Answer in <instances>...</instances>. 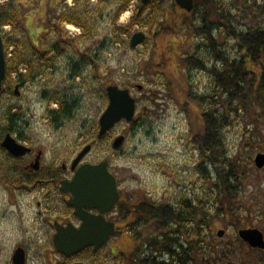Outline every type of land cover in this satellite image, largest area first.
<instances>
[{
	"label": "rangeland",
	"instance_id": "1",
	"mask_svg": "<svg viewBox=\"0 0 264 264\" xmlns=\"http://www.w3.org/2000/svg\"><path fill=\"white\" fill-rule=\"evenodd\" d=\"M13 2L8 3L19 8L24 34L27 32L45 54L41 58L29 54L32 64L40 68L35 78L28 77L23 64L18 66L17 72L7 73L5 92L0 95V142L5 136L1 138L2 127L7 125L3 115L11 108L9 115L13 116V121L8 133L14 136L13 130L19 138L41 150L43 165L53 162L57 166L66 163L69 167L71 160L89 145L91 149L84 162L98 164L107 161L109 169L121 183L123 196L127 195L131 201L148 195L156 201H169L174 205H180L185 200L194 204L196 198L205 200L209 192L195 168L197 153L192 150L188 139L190 127L199 126L197 113L208 108V104L205 103L203 108L190 104L189 111L192 113L187 115L180 109L182 106L179 103L183 102L188 83L195 95L213 92L211 76L194 65L182 63L181 59L194 56L210 67L211 56L210 49L204 46V38L185 23L189 16L172 8L173 0H163L160 5L154 4L159 11L152 21H147L149 12L146 11L142 16L144 26H132L129 30L128 22L136 8L135 1L117 14L118 9L124 7L123 0H52V6L57 7L60 13H78L86 25V32H83L75 24L61 20L60 31L62 29L65 37L75 39L72 48L69 42L58 41L51 31H38L37 34L35 30L45 19L48 0H43L44 4L37 8L31 6L33 0ZM2 3L5 0H0V5ZM28 14L31 21L27 23ZM161 19L165 21L160 26L168 30L158 36L155 34L157 26L149 28L148 22L159 25ZM194 23L199 25L196 15ZM123 29H128V32L124 33ZM0 31L7 34L12 28L8 25ZM137 32L144 33L145 39L139 45L130 47L131 37ZM222 36L217 37L220 48L233 58L236 53L232 40ZM53 48L57 50L53 52ZM11 50L12 47L7 51L8 57ZM82 53L87 56H81ZM17 61L14 60L15 63ZM73 68L80 71L76 78ZM18 74L25 75V80H20L24 82L19 88L20 96L9 92L15 89ZM122 84L138 101L136 119L132 123H118L103 135V139L97 140L95 129H99V117L108 104L106 87H120ZM137 85L142 89L137 90ZM55 99L65 100L66 103L64 116L58 114L57 120L53 121L51 112L56 111ZM261 134L264 141V126ZM120 135L125 140L121 147L114 150L112 141ZM243 136L240 120L225 131L228 156L240 153L246 165L241 202L252 214L248 216L249 222L241 225L240 229L256 228L264 234V167L254 165L255 156L264 154V147L260 145L262 149L259 151L250 149L243 144ZM7 157L0 147V167L3 171L10 166L16 169L20 166ZM36 200H41L37 192L7 190L0 186V264H11L17 245L26 251V264H65L55 253L53 231L38 214L40 209ZM45 205L52 206L51 201L45 200ZM245 212H242L244 216ZM220 229L224 231L221 237L224 242L237 235V229L225 221H216L208 234L216 235ZM212 242L217 244V240ZM132 247L133 238L126 231L125 235L112 238L96 254H85L80 259L84 264H126L120 258L128 255ZM243 250L248 261L255 262L256 253L248 254L246 248ZM163 258L167 259L166 256ZM233 260L238 264V257Z\"/></svg>",
	"mask_w": 264,
	"mask_h": 264
},
{
	"label": "trees",
	"instance_id": "2",
	"mask_svg": "<svg viewBox=\"0 0 264 264\" xmlns=\"http://www.w3.org/2000/svg\"><path fill=\"white\" fill-rule=\"evenodd\" d=\"M123 1L124 7L118 9L117 14L123 12L131 1L136 3L128 22L129 30L132 26H144L142 16L146 11L149 12L147 21H152L158 10L155 5L163 2L150 0L143 5L140 0ZM172 8L189 16L185 23L204 38V46L210 49V67L189 55L185 59L182 58L181 62L205 70L211 76L212 94L195 95L188 83L183 102L179 103L182 106L180 109L187 115L192 113L189 111L190 104L198 108L208 104V108L197 113L199 126L190 127L188 142L197 153L195 168L207 185L209 196L205 200L196 198L194 204L185 200L180 205L169 201H156L150 195L140 197L138 201H131L127 195L123 196L118 205L126 211L127 216L124 219L128 223L127 228L134 230V234L131 235V251L121 257L120 261L126 264H235L233 258L238 257V264H264V250L248 247L237 235L224 242L222 238H217V235L208 234L216 221H225L238 231L241 225L249 222L248 216L252 214L241 202L246 165L240 153L228 156L225 131L235 121L240 120L244 129L243 144L255 151L262 149L260 145L264 147V141L261 139L264 126V0H195L189 13L180 9L173 1ZM18 9L16 5L7 2L0 5V28L4 25L12 28L10 33L2 35L6 63L1 96L5 92L7 73L17 72L18 66L23 64L26 66L28 77L35 78L36 71L40 72V68L32 64L33 60L29 58V54L37 58L45 54L33 43L27 32L24 34L23 16ZM48 9L45 14L47 23L54 16V7ZM195 15L199 19L198 26L194 23ZM80 19L75 12L62 13L61 17L63 22L73 23L86 32V25ZM163 21L165 20H159V25H151L148 22V26H157L155 34L159 36L168 30L165 26H160ZM241 24L245 28H241ZM122 31L127 33L128 29ZM214 31L217 32L216 35ZM14 33L18 34V37ZM221 34L232 40V48L236 53L233 58L220 48L217 37L222 36ZM54 35L62 43L69 42L71 47L75 41L66 38L60 28L55 29ZM10 47L12 50L8 57L7 51ZM81 56L87 54L82 53ZM15 59H18L17 63L14 62ZM72 71L80 75V71L75 68ZM17 77L18 82L25 80V75L18 74ZM120 88H126V85L122 84ZM54 101L60 106L58 110L51 112L52 118L56 120L58 114L64 116L63 105L66 101ZM10 109L3 115L7 125L2 127L4 131L1 138L11 131L13 116L9 115ZM95 130L97 140L106 135L99 136L98 128ZM243 211H246V216ZM211 239L217 240V244H213ZM243 248H246L248 254L256 253L255 262L248 261ZM164 256L167 259L163 258Z\"/></svg>",
	"mask_w": 264,
	"mask_h": 264
},
{
	"label": "water",
	"instance_id": "3",
	"mask_svg": "<svg viewBox=\"0 0 264 264\" xmlns=\"http://www.w3.org/2000/svg\"><path fill=\"white\" fill-rule=\"evenodd\" d=\"M150 0H140L145 5ZM163 1V0H160ZM195 0H174L175 4L185 12H191ZM145 39L142 32L135 33L130 40V47L139 45ZM5 78V56L3 42L0 36V92L2 82ZM138 90L142 86H136ZM18 87H15V91ZM106 96L108 104L99 117L98 134L105 135L115 125L124 121L127 123L134 121L136 101L130 95L128 89H120L117 86H107ZM125 138L120 135L112 142V148L118 149L123 144ZM0 146L13 157H22L30 149L16 143L9 133L5 135ZM91 147L88 145L78 154L72 162L75 168L81 159L89 153ZM38 162L34 168L37 169ZM254 165L257 168L264 167V154L258 153L254 158ZM61 190L72 193L73 197L68 204L75 209L76 216L81 219L82 224L79 228L72 224L62 226L54 223L56 233L53 235L52 242L55 250L63 256L70 257L82 252L88 247L94 251L103 247L114 235V225L106 222L103 217H95L84 211V208L98 207L101 212H107L119 199L115 177L108 171V162L101 161L98 164L84 163L78 169L71 181H62ZM223 230L217 231V237L221 238ZM238 237L252 249L264 250V234L256 228L239 229ZM12 264H26V251L18 246L13 251L11 257Z\"/></svg>",
	"mask_w": 264,
	"mask_h": 264
},
{
	"label": "flooded vegetation",
	"instance_id": "4",
	"mask_svg": "<svg viewBox=\"0 0 264 264\" xmlns=\"http://www.w3.org/2000/svg\"><path fill=\"white\" fill-rule=\"evenodd\" d=\"M58 1L61 2V0ZM6 2L14 3L13 0H5V3ZM48 2H49L48 6L53 7L52 0H48ZM42 4H44L43 0H33V2H31V6H33L34 8H37ZM48 11L49 9L45 8V14ZM35 12L36 11H34V13ZM61 17H62V13H60L57 7H54L53 18L49 21V23H47L46 18L45 19L43 18L42 22H40V26L37 29L35 28L37 34L38 31L39 32L51 31L54 33L55 29L59 28L58 26H60L59 24L61 23ZM26 18H27V23L31 21V17L29 14L26 15ZM7 26L8 25H4L1 28L3 29L4 27ZM2 35L3 34H1V37ZM54 42H55L54 44L57 43L56 40H54ZM54 51L55 50H53V52ZM74 75H75L74 78L79 76V74H77L76 72ZM23 83L24 82L17 81L14 84V88L15 86H18V91H15V89L13 90L11 89L9 92L10 93L12 92L16 96H20L19 88L23 86ZM54 103L56 110H58L60 108L59 104H57L56 101H54ZM63 108H65V105H63ZM52 120L56 121L57 119L55 120L54 118H52ZM12 134L16 136L14 137L11 135L15 139L16 143L29 148L30 151L22 157H13L11 154L6 152V155L8 156L7 157L8 160L11 161L12 163L20 164V166H18L17 169L14 166H10L5 171H3L2 168L0 167V186L4 187L7 190H15L20 192L29 191V192L39 193L41 200H36V206L38 209H40V211H38V214L41 216L43 221H46L47 224L51 227V230L53 231L52 233L53 235L56 233V229L54 225L55 222L64 227L67 226L68 224H72L74 227L79 228L82 224V221L76 216L75 209L68 204V201L72 199L73 195L70 192H63L61 190L62 187L61 183L62 181H71L73 179L78 169V166L85 163L84 158L77 164L75 168L71 167L75 157L71 160L69 167H67L66 163H62L61 165L57 166L53 162H49L48 165H43L42 164L43 152L31 146L27 140H24L23 138H19L16 135V133H14L13 130H12ZM35 162H38L36 165L38 166L37 169L34 168ZM108 171L115 177L117 184V191L119 192L118 201L107 212H101L100 208L98 207L84 208V211L95 217L101 216L104 218L106 222L112 223L114 225V234H113L114 236L110 238L111 240L116 235H122V234L125 235L126 231L130 235H133L134 230H128L127 228L128 223L126 224L124 221V217L127 216L126 211L123 210L118 205L120 199L123 196L120 187L121 183L118 181V178L112 172V170L109 169V167H108ZM45 200L51 201L52 206L51 205L46 206ZM52 215H54V217H52L51 219L50 217ZM121 222L122 224H120ZM110 240L105 245H107L110 242ZM18 246L22 247L21 245H17V247ZM103 247L99 248L96 251H94L92 247H88L84 249L82 252L70 257L63 256L62 254L58 253L56 250L55 253L60 257L62 261H65V264H84L83 262H81L80 259L82 256H84L85 254L94 255L97 252H99V250L102 249Z\"/></svg>",
	"mask_w": 264,
	"mask_h": 264
}]
</instances>
